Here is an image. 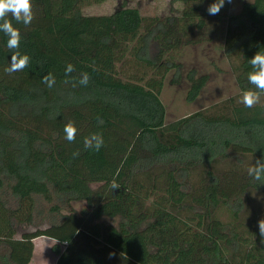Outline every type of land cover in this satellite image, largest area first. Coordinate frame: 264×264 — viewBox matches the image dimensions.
I'll list each match as a JSON object with an SVG mask.
<instances>
[{"label":"trees","instance_id":"1","mask_svg":"<svg viewBox=\"0 0 264 264\" xmlns=\"http://www.w3.org/2000/svg\"><path fill=\"white\" fill-rule=\"evenodd\" d=\"M105 1L32 0L31 24L12 20L30 57L20 72L5 71L17 50L0 32V264H32L41 236L55 241L56 264H264L258 216L241 215L242 197L259 187L247 169L264 159V105L240 103L253 87L249 59L264 52V0L242 1L236 13L226 2L218 15L207 12L215 0H180L184 9L168 16L126 2L112 14L82 13ZM215 39L240 94L167 122L161 95L172 70L182 77L179 54ZM186 78L192 102L210 76L192 68ZM69 121L75 142L64 138ZM92 133L103 136L99 151L84 148ZM232 153L238 161L220 170ZM6 184L16 207L3 198ZM35 195L51 210L61 209L55 197L87 208L17 237L16 223L33 222Z\"/></svg>","mask_w":264,"mask_h":264},{"label":"rangeland","instance_id":"2","mask_svg":"<svg viewBox=\"0 0 264 264\" xmlns=\"http://www.w3.org/2000/svg\"><path fill=\"white\" fill-rule=\"evenodd\" d=\"M242 1L251 0H233L232 12L236 13L241 9ZM124 2L129 7L138 8L143 16L148 17L177 15L184 9V4L180 0H107L103 3L83 7L82 13L85 15L112 14ZM222 45V40L215 39L210 43L186 47L179 54V61L183 64L182 77L177 79L176 71L172 70L166 78L161 95L166 107L167 122L177 120L198 110L210 108L213 105H220L224 100L240 94L230 61L224 54ZM192 68L197 69L199 73L209 74L210 79L200 96L195 101L188 102L186 94L189 82L186 73ZM260 104L264 105V98H261ZM236 160L237 158L232 153V156L230 155V158L227 159L229 162L223 163L219 169H226L231 161ZM195 179V177L192 178V180ZM3 190V198L6 204L9 207H16L17 199L11 193L9 185L6 184ZM35 202L33 222L31 224L16 223L17 237H21L25 232L44 229L52 222L60 221L70 211L80 214L87 208L85 201H73L69 208L65 201L55 197L54 203L59 205L61 209L60 211L51 210L52 203L45 200L42 195H35ZM241 209V215L245 219H253L254 215L258 216V221L264 218V184H259L258 190L251 189L247 195L242 197ZM224 219H228V214L225 213ZM102 221L106 224L116 225L119 218L104 216ZM34 241L37 244V255L34 256L32 264H56L57 256L51 250L55 241L45 236L38 237ZM39 253H44L43 256L46 253L45 262L39 257Z\"/></svg>","mask_w":264,"mask_h":264},{"label":"clouds","instance_id":"3","mask_svg":"<svg viewBox=\"0 0 264 264\" xmlns=\"http://www.w3.org/2000/svg\"><path fill=\"white\" fill-rule=\"evenodd\" d=\"M231 4L233 0H215L211 3L207 12L209 15H218L225 3ZM11 17V19H9ZM34 19L32 0H0V32H3L7 37V47L10 50H17L12 53L9 60V65L5 69L8 74L23 71L28 67L30 57L26 54L22 55L18 49L20 48L21 33L18 28L14 27L12 20L17 23L30 25ZM251 71L248 73L247 79L252 88L242 92L240 103L246 108H253L261 103V98L264 96V52L257 51L252 58L249 59ZM74 71L73 65L69 64L66 67L65 74H70ZM42 82L49 88L55 84V77L48 73L42 77ZM89 82L87 73H83L80 79V84L86 86ZM64 138L68 142H75L77 128L74 122L69 121L63 128ZM85 149H95L99 151L104 144L103 136L99 133H92L84 138ZM74 156L79 155V151L73 153ZM248 175L259 184H264V159H258L254 164L248 167ZM112 190L119 189L120 185L113 180L111 183ZM259 234L264 238V218L258 221Z\"/></svg>","mask_w":264,"mask_h":264},{"label":"crops","instance_id":"4","mask_svg":"<svg viewBox=\"0 0 264 264\" xmlns=\"http://www.w3.org/2000/svg\"><path fill=\"white\" fill-rule=\"evenodd\" d=\"M217 69L219 70V68L217 67ZM36 246H37V244H36V242H35V252H34V256H36L37 255V253H36ZM43 254L44 253H39L38 255H39V257L42 259V261H44L45 262V256H46V253H45V256H43Z\"/></svg>","mask_w":264,"mask_h":264}]
</instances>
